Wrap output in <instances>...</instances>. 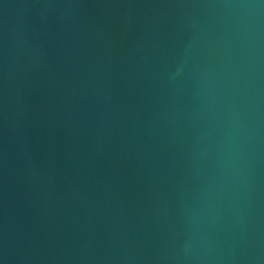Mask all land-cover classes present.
<instances>
[{
  "label": "water",
  "instance_id": "1",
  "mask_svg": "<svg viewBox=\"0 0 264 264\" xmlns=\"http://www.w3.org/2000/svg\"><path fill=\"white\" fill-rule=\"evenodd\" d=\"M0 264H264V0H0Z\"/></svg>",
  "mask_w": 264,
  "mask_h": 264
}]
</instances>
